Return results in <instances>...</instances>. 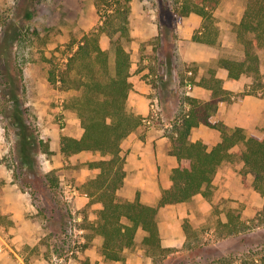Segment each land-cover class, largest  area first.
Listing matches in <instances>:
<instances>
[{"label": "rangeland", "instance_id": "1", "mask_svg": "<svg viewBox=\"0 0 264 264\" xmlns=\"http://www.w3.org/2000/svg\"><path fill=\"white\" fill-rule=\"evenodd\" d=\"M109 1L115 8L116 0H0V264H210L214 260L230 264L251 254L260 258L264 195L255 189L253 175L246 173L238 156L221 164L210 197L198 194L190 201L160 208L162 242L173 247L168 256L153 259L142 242V230L124 259L108 260L102 253L103 238L97 229L102 204L95 201L87 181L100 171L89 162L105 156L90 150L62 152L61 137L80 136L83 126L69 105L73 91L58 88L49 80V71L67 60L74 41L100 26ZM182 2L130 1V38L123 42L137 62L132 74L151 85L149 104L157 96L163 116L152 127L144 125L154 130L150 141L139 133L144 143H135L134 151L133 145L122 148L126 177L118 194L123 199L133 200L139 193L142 201L157 204L162 190L170 186L178 161L169 152L168 132L186 112L188 95L203 101L211 98L212 89L200 83L204 77L221 78L230 91L231 99L220 101L214 122L229 130L242 126L248 134H264V86L253 76L231 78L218 63L221 57L243 54L233 26L249 0H218L214 14L219 35L214 45L194 39L204 17L196 12L181 16ZM157 24L158 35L141 36ZM101 44L113 57V44L105 32ZM260 55L264 75V50ZM25 68L32 74L27 82ZM6 79H15L16 88L5 89ZM14 108L22 110L19 125L5 114ZM24 124L31 126L37 140L30 154L35 160H28L34 161L33 167L20 157L19 132L25 130ZM221 134L219 128L201 124L192 130L191 138L213 146ZM41 139L49 144V151L39 143ZM47 174L58 177V187L51 186ZM229 210L246 223L244 231H222L221 220H227Z\"/></svg>", "mask_w": 264, "mask_h": 264}, {"label": "trees", "instance_id": "2", "mask_svg": "<svg viewBox=\"0 0 264 264\" xmlns=\"http://www.w3.org/2000/svg\"><path fill=\"white\" fill-rule=\"evenodd\" d=\"M130 1L116 0L115 8L109 1L110 6L102 11L103 22L100 26L70 45L67 60L51 67L49 80L61 90L73 91L69 105L78 113L83 126L80 137L68 134L61 137L62 152L72 155L90 150L105 156L89 162L90 167H97L100 171L87 181L95 201L102 204L97 229L104 238L105 257L124 259L125 251L136 244L137 233L142 230V242L147 253L158 261L173 251L172 246H165L162 242L158 221L160 208L190 201L198 194L210 197L214 179L223 162L238 156L244 163L246 173L253 175L255 189L264 195V134H248L242 126L229 130L214 122L213 114L218 110L220 101L231 99L230 91L221 78L204 77L200 83L212 89L211 98L203 101L188 95L189 109L181 119L172 123L168 132L169 152L178 161L171 172V185L162 190L157 204L142 201L139 193L133 200L120 197L118 190L126 177L122 143L142 124L143 117L128 105L129 95L134 88L131 81L133 60L123 39L130 38ZM217 4L218 0H184L178 7L181 16L196 12L204 17L202 30L194 34V39L207 44L217 43L219 28L214 14ZM233 30L243 54L241 57H221L219 65L228 70L231 78L253 76L256 82L264 86L260 55V50H264V0H249ZM102 32L111 38L113 57L111 51L101 44ZM14 81L6 79L2 84L5 89H13L16 88ZM6 111L5 114L19 125L22 110L14 108ZM201 124L219 128L222 131L220 141L210 146L202 139L193 140L192 130ZM24 125L25 130L19 132L20 157H26L25 164L33 167L34 161L28 160H35L30 154L37 140L31 126ZM39 143L49 151L47 142L41 139ZM235 147H240V150L235 152ZM46 178L53 188L58 187L56 175L47 174ZM2 182L0 176V184ZM221 225L226 234H237L245 230L246 223L234 210H229L227 220H221ZM185 228L188 232V223ZM210 264L221 262L214 260ZM230 264H264V254L260 258L252 254L243 256Z\"/></svg>", "mask_w": 264, "mask_h": 264}, {"label": "crops", "instance_id": "3", "mask_svg": "<svg viewBox=\"0 0 264 264\" xmlns=\"http://www.w3.org/2000/svg\"><path fill=\"white\" fill-rule=\"evenodd\" d=\"M202 30V28H200L199 30H196L195 33L197 31ZM133 35H136V33L134 31H132ZM159 34V26L158 24L155 25L153 27V29L151 30V32H149L148 34H146L145 31L142 32L141 36L144 39L147 38H151L153 36H156ZM148 58L144 59V62L147 63ZM137 64L136 61H133L132 64V69L133 67ZM131 81L134 84V88L131 91L130 95H129V108L137 113L140 114L142 116L146 115L149 110H150V104H149V97H148V93L151 91V85L144 79L141 78V76L139 74H132L131 75ZM83 133V132H82ZM143 134L147 137V141H150V139L154 136V130H146L144 125L141 124L134 132H132L129 135V138L127 137L123 143H122V148L126 147L127 150L129 149L130 145L132 146V150H135V143H144V139L141 137H138V134ZM82 135V134H81ZM80 135V136H81ZM80 136H75V137H80ZM149 143V142H147ZM126 153V152H125ZM171 185V184H170ZM103 238V236H102ZM104 240V238H103ZM2 251V250H0ZM102 253H103V243H102ZM104 254V253H103ZM105 256V254H104ZM106 258V257H105ZM108 259V258H106ZM111 260V259H108ZM115 261H119V260H115ZM75 264H81V263H75Z\"/></svg>", "mask_w": 264, "mask_h": 264}, {"label": "built area", "instance_id": "4", "mask_svg": "<svg viewBox=\"0 0 264 264\" xmlns=\"http://www.w3.org/2000/svg\"><path fill=\"white\" fill-rule=\"evenodd\" d=\"M192 73V71H190ZM188 85H192L190 81H188ZM186 110L189 109V105L186 104ZM163 116L160 100L157 96L153 97L150 101V110L149 112L142 117V124L145 126L152 127L156 124V122L160 121ZM74 193H77V189L73 187L72 190Z\"/></svg>", "mask_w": 264, "mask_h": 264}, {"label": "clouds", "instance_id": "5", "mask_svg": "<svg viewBox=\"0 0 264 264\" xmlns=\"http://www.w3.org/2000/svg\"><path fill=\"white\" fill-rule=\"evenodd\" d=\"M25 55H28V53L26 52ZM31 72L28 70V68L24 69V79L25 82H27L30 78H31Z\"/></svg>", "mask_w": 264, "mask_h": 264}]
</instances>
